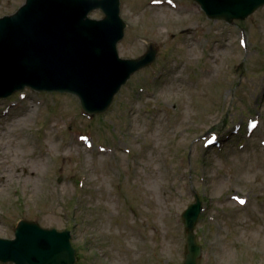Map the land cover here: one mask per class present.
Wrapping results in <instances>:
<instances>
[{"label": "rangeland", "instance_id": "374dc122", "mask_svg": "<svg viewBox=\"0 0 264 264\" xmlns=\"http://www.w3.org/2000/svg\"><path fill=\"white\" fill-rule=\"evenodd\" d=\"M168 1L121 0L120 57L158 53L103 115L63 93L0 98V238L29 220L71 231L76 264H183L196 195L198 264H264V7L230 25Z\"/></svg>", "mask_w": 264, "mask_h": 264}, {"label": "water", "instance_id": "95a60500", "mask_svg": "<svg viewBox=\"0 0 264 264\" xmlns=\"http://www.w3.org/2000/svg\"><path fill=\"white\" fill-rule=\"evenodd\" d=\"M211 19L245 20L264 0H195ZM95 9L105 17L89 19ZM126 24L120 0H26L14 14L0 17V98L25 88L72 93L91 114L111 106L115 95L137 71L152 65L157 49L137 59H122L117 44ZM62 181V177L58 182ZM200 201L184 214L188 254L184 264H197L201 247L193 229ZM68 231L44 229L21 220L15 239L0 238V261L14 264H74Z\"/></svg>", "mask_w": 264, "mask_h": 264}, {"label": "bare ground", "instance_id": "6f19581e", "mask_svg": "<svg viewBox=\"0 0 264 264\" xmlns=\"http://www.w3.org/2000/svg\"><path fill=\"white\" fill-rule=\"evenodd\" d=\"M182 7H180L179 9H181Z\"/></svg>", "mask_w": 264, "mask_h": 264}]
</instances>
